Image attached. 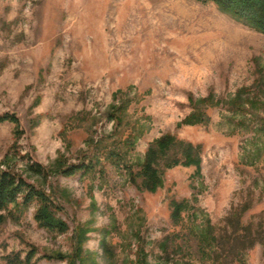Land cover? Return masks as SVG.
<instances>
[{
    "label": "rangeland",
    "instance_id": "obj_1",
    "mask_svg": "<svg viewBox=\"0 0 264 264\" xmlns=\"http://www.w3.org/2000/svg\"><path fill=\"white\" fill-rule=\"evenodd\" d=\"M6 112L19 122H0V164L45 189L67 230L10 204L0 264L30 248L35 264H264V32L216 2L0 0ZM168 133L197 146L199 172L164 156L147 189V151Z\"/></svg>",
    "mask_w": 264,
    "mask_h": 264
},
{
    "label": "trees",
    "instance_id": "obj_2",
    "mask_svg": "<svg viewBox=\"0 0 264 264\" xmlns=\"http://www.w3.org/2000/svg\"><path fill=\"white\" fill-rule=\"evenodd\" d=\"M214 1L221 9L231 13L236 18L249 24L250 26L264 32V0H201ZM199 120V114H191L187 121L194 122ZM208 120V118H207ZM11 121L19 122V118L14 113L6 112L0 115V122ZM176 150V151H175ZM175 151V152H174ZM180 151V154L177 152ZM169 152H174L170 155ZM114 155V152L111 153ZM164 158L165 165L172 167L179 162L185 165H195L196 171L199 172L201 165V155L197 146L192 143L178 140L173 134H165L160 137L155 143L151 144L143 166L140 170L142 176V185L150 190H156L163 185L164 178L159 163L161 158ZM94 168L93 163H72L60 169V173L64 175H74L78 172H88ZM30 169L40 175H47L50 173L49 169L39 162H32ZM21 201L25 206L32 204L37 207L35 217L40 226L52 231L64 232L67 230V223L58 215H56L57 202L46 192L45 189L36 185L34 182L28 180L23 173L13 170L10 167H3L0 164V211L6 210L10 204ZM173 217L175 220H180L184 208L188 205L186 200L173 202ZM244 210V208H243ZM1 214L0 219H2ZM200 247L206 250V242L208 238L201 234L198 236ZM262 241V240H261ZM255 241L252 242V245ZM143 247H141L142 249ZM37 251L35 248H30L25 255L23 251H15L12 256H8L12 264H35V256ZM45 257H61V254H45ZM176 263V262H175ZM136 264H146L142 260L137 261ZM184 264H187L185 262Z\"/></svg>",
    "mask_w": 264,
    "mask_h": 264
}]
</instances>
